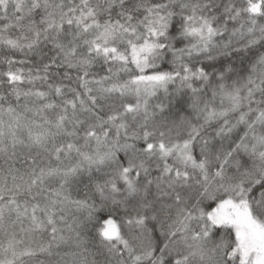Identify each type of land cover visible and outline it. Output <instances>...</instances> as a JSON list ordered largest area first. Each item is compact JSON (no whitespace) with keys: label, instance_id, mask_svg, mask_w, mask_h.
<instances>
[{"label":"snow or ice","instance_id":"6c2138e0","mask_svg":"<svg viewBox=\"0 0 264 264\" xmlns=\"http://www.w3.org/2000/svg\"><path fill=\"white\" fill-rule=\"evenodd\" d=\"M0 264H264V0H0Z\"/></svg>","mask_w":264,"mask_h":264}]
</instances>
